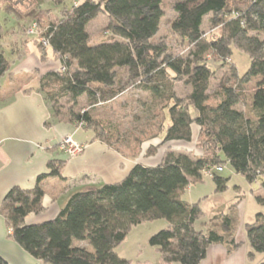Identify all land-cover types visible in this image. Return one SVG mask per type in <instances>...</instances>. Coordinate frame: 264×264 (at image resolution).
<instances>
[{"label": "trees", "instance_id": "trees-1", "mask_svg": "<svg viewBox=\"0 0 264 264\" xmlns=\"http://www.w3.org/2000/svg\"><path fill=\"white\" fill-rule=\"evenodd\" d=\"M26 1L5 0L4 7L12 14L22 13L20 6ZM163 1L74 0L54 20L47 18L49 10L23 12L33 16L31 24L36 23L38 34L17 42L9 36L13 45L0 46V79L13 80L12 69L25 58L30 44L37 46L43 62L59 59L65 71L45 73L38 91L50 104L54 120L81 124L93 131L94 140L116 144L113 123L97 118L92 109L124 92L118 69L126 67L133 69L131 78L136 84L160 103L151 117L155 131L148 138L161 137L162 143L190 142L193 125L200 127L197 145L202 154L169 150L156 165L136 162L119 181L73 191L59 213L42 222L27 223L26 218L46 211L43 182L49 176L61 177L66 161L50 160L48 172L37 177L34 187L13 188L0 206L11 227L10 237L44 264H131L117 247L134 226L160 218H166L168 225L150 238L160 253L159 264H200L212 244L226 245L230 254L243 243L236 238L241 221L237 212L219 214L205 229H198L196 222L205 213L200 202H189L183 194L189 186L203 182L209 172L216 191L227 190L229 178L216 170L218 166L224 169L226 163L249 181L264 176V0L176 2L170 28L186 43L185 54L173 53L164 39L156 37L164 15ZM99 14L108 17L110 34L96 43L87 26ZM208 15L213 27L219 28L217 32L203 30ZM3 28L0 18V38ZM234 50L250 58L243 74L235 62H228ZM211 58L217 67L228 66L213 93L215 103L209 101L208 92L216 74ZM252 78H258L250 105L254 118L238 108L247 103L244 84ZM178 81L191 86L187 96L176 93ZM84 94L90 107L77 111ZM135 142L140 140L136 137ZM159 147L152 146L147 155L156 154ZM137 155L138 151L129 157L136 159ZM257 198L264 202L260 195ZM244 229L252 247L248 258L263 254L259 264H264V212L245 223ZM0 264L9 263L0 256Z\"/></svg>", "mask_w": 264, "mask_h": 264}, {"label": "crops", "instance_id": "crops-1", "mask_svg": "<svg viewBox=\"0 0 264 264\" xmlns=\"http://www.w3.org/2000/svg\"><path fill=\"white\" fill-rule=\"evenodd\" d=\"M16 36L17 40L26 38L25 34ZM61 65L62 62L53 57L43 62L37 46L30 44L25 58L16 61L12 69L13 80L5 77V80L0 82V206L13 188L34 187L37 177L48 172L50 160L66 161L61 177L49 176L43 182L47 189L44 198L46 211L30 214L26 218L27 223H38L55 217L75 186L92 184L90 181L93 179L98 183L119 181L137 162L123 157L117 148L106 142L94 140L92 130L80 128L75 123L54 120L50 104L42 92L38 91V86L45 73L59 70ZM82 97L87 99L86 94L79 99ZM67 135H73L84 146L83 151L75 157H69L60 147L62 139ZM205 180L189 186L183 194V198L189 202H200L205 213L204 217L196 222L199 223L198 229H205L207 223L217 216L215 213L218 206L223 209L227 205L221 193L216 191L214 182L211 195L195 197L197 191H201L199 185L205 183ZM261 186L264 189V186ZM187 193H190L189 199L185 197ZM211 199L214 205L206 209L205 206ZM61 202H65L64 205H61ZM230 211L223 209V213ZM258 212L264 211L261 208L256 214ZM252 221L254 220L243 219L236 232L237 240L242 241V244L246 243L244 249L241 245L238 250L229 254L226 245L212 244L200 264H249L247 252L252 247L244 225ZM10 232L8 220L0 210V256L9 264H44L10 237ZM262 259L263 254L260 261Z\"/></svg>", "mask_w": 264, "mask_h": 264}, {"label": "rangeland", "instance_id": "rangeland-1", "mask_svg": "<svg viewBox=\"0 0 264 264\" xmlns=\"http://www.w3.org/2000/svg\"><path fill=\"white\" fill-rule=\"evenodd\" d=\"M178 1L179 0L163 1L162 9L164 15L162 17L160 29L156 37L158 39H164L172 49L171 51L173 53L185 54L187 52L186 43L182 44L180 42V36L173 33L170 28V22L176 15L174 6ZM4 2L5 0H0V18L4 24L2 37L0 38V46L6 48L9 47V45H13L9 39V36L11 37V35L16 41H18V36H16V34H21V36H23V34H25V36L34 35L29 33V30L33 29L32 27L35 23L32 22L31 24L30 18L32 19L33 16L30 17L27 14L23 15V12L37 13L39 11L49 10L50 13L47 18L54 20L60 17L61 10L70 7L74 3V0H28L26 3L24 2V5L20 6L22 13L14 14L7 11V9L4 7ZM108 23L109 19L104 14H99L96 18L89 22L88 31L93 42L99 43L109 37L110 31L108 29ZM213 26L214 25L212 24L211 16H206L204 19L203 30L207 34L217 32L219 28H214ZM261 37L264 38V32H262ZM7 53L10 57H12L11 54H9L10 51H7ZM210 62L216 65V62H214L212 58ZM228 62H235L238 65L240 73L243 74L250 65V58L248 54L239 50H234V52L228 58ZM226 70H228L227 65L220 67H217L216 65V74L211 80L208 91L211 94V98L209 100L211 103H215L217 100V97L213 96V93L216 91V89H218ZM118 72L122 81L121 85L124 88V92L121 93L116 99L106 103V105H98L92 109L94 115H96L97 118L112 122L113 127H115L113 131L118 132V134H116V132L114 134V142L119 145H117V147L116 144H113L112 147L115 149L118 148L117 150L120 151L123 157L136 160L137 162L143 163L145 165L158 164L164 157L165 153L169 150L186 152L190 155H200L203 153L202 149H200L197 145L200 127L196 124L193 125V138L190 142L170 141L167 143H162L161 137L148 138V136H150L156 128H154L151 123V117L153 112H158L160 105L159 100L152 98L149 91L136 84L134 79L131 78L133 73V69H131V67L119 68ZM4 80L5 78H2L0 79V82H3ZM257 80L258 78H252L251 81L244 84L247 94V103L245 105L238 104V108L243 109L246 115L250 118H254V114L250 105L251 96L254 93ZM175 90L179 96L184 97L190 93L191 86L184 83L183 81H178L175 83ZM89 107L90 106L87 99L82 97L79 99L76 110L80 111ZM77 126L84 128L81 124H78ZM117 137H119V139H117ZM136 137L140 140V142H135ZM120 139H122V141ZM157 145L160 146L157 153L154 155H147L149 149L152 146ZM136 151H138L136 159L129 157L130 154H134ZM219 173L222 176L229 178L228 189L221 193V196L227 204L223 209L225 211L233 210L237 212L241 219L240 225H242L243 219L246 221L255 220V215L258 209L262 208L264 211V203L257 198V195H260L262 200H264V189L261 186L264 176H258L255 180L249 181L245 176L234 171L229 163H226L224 165V169L219 171ZM90 178L93 179L92 177ZM90 183L96 184L98 182L97 180L93 179V181L91 180ZM199 186H201V191H197L198 194H196L195 197L201 198L211 195L214 187L213 180L211 179L209 173L206 177L205 183ZM81 188L82 187L75 186L73 191L79 190ZM185 197H188L189 199L191 197L190 193H187ZM64 203L65 202H61V205H64ZM215 203L218 204V201ZM212 205H214V201L211 199L210 202H207L205 207L208 209ZM223 209L218 206L215 215L222 214ZM167 225L168 220L166 218H160L134 226L128 233L126 239L117 247L118 253L125 260H129L131 264L141 263L147 260L159 264L160 253L157 248L150 243V238L153 234ZM198 225L199 223H196V228L199 227ZM245 245L246 243L242 244L243 249L245 248ZM261 257L262 254H257L255 260L253 261L248 258L249 264H256L260 261ZM174 264L180 263L176 262Z\"/></svg>", "mask_w": 264, "mask_h": 264}, {"label": "built area", "instance_id": "built-area-1", "mask_svg": "<svg viewBox=\"0 0 264 264\" xmlns=\"http://www.w3.org/2000/svg\"><path fill=\"white\" fill-rule=\"evenodd\" d=\"M33 29L29 30V33L34 34L37 32V26L36 23H34ZM44 43L47 44V42L45 40H43ZM65 66L61 65L59 70L65 71ZM61 149L69 156V157H74L77 156L78 154H80V152H82L84 146L82 143L78 142L73 135H67L62 139V142L60 144ZM217 171H222L223 167L222 166H218ZM209 175L211 176L212 173L209 172Z\"/></svg>", "mask_w": 264, "mask_h": 264}]
</instances>
